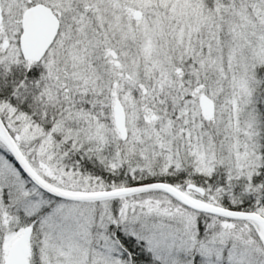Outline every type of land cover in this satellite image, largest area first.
<instances>
[{"label":"snow or ice","instance_id":"6c2138e0","mask_svg":"<svg viewBox=\"0 0 264 264\" xmlns=\"http://www.w3.org/2000/svg\"><path fill=\"white\" fill-rule=\"evenodd\" d=\"M0 264H264V0H0Z\"/></svg>","mask_w":264,"mask_h":264}]
</instances>
